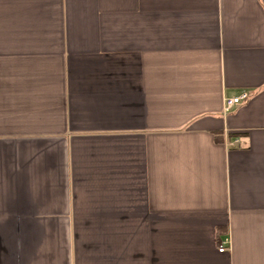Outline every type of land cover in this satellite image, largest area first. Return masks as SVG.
I'll return each mask as SVG.
<instances>
[{
    "label": "crops",
    "instance_id": "crops-1",
    "mask_svg": "<svg viewBox=\"0 0 264 264\" xmlns=\"http://www.w3.org/2000/svg\"><path fill=\"white\" fill-rule=\"evenodd\" d=\"M0 264H264V0H0Z\"/></svg>",
    "mask_w": 264,
    "mask_h": 264
},
{
    "label": "built area",
    "instance_id": "built-area-1",
    "mask_svg": "<svg viewBox=\"0 0 264 264\" xmlns=\"http://www.w3.org/2000/svg\"><path fill=\"white\" fill-rule=\"evenodd\" d=\"M249 97L248 92H242L241 94L234 96V97H229L226 99V105H225V111H229L231 108H233L235 105L241 103L242 101L246 100ZM239 142L238 139H235L231 145H236ZM227 244L228 241H223L220 246H219V251L224 252L227 250Z\"/></svg>",
    "mask_w": 264,
    "mask_h": 264
}]
</instances>
